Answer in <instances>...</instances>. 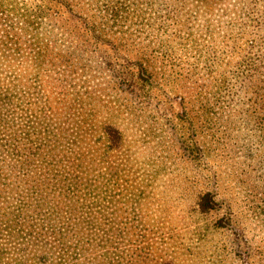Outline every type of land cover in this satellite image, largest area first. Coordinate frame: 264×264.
<instances>
[{
    "label": "trees",
    "instance_id": "trees-1",
    "mask_svg": "<svg viewBox=\"0 0 264 264\" xmlns=\"http://www.w3.org/2000/svg\"><path fill=\"white\" fill-rule=\"evenodd\" d=\"M0 18L15 21L27 34H34L37 21L57 20L60 29L77 41L83 36L106 48H140L138 57L123 56L118 63L103 56L115 91L111 112L97 124L87 110L89 102L80 101L77 108L75 97L67 102L61 121L35 113L38 123L32 119V108L13 94L0 97V114L8 105L19 118L21 135L15 136L17 146L9 152L24 179L22 184L11 179L0 165V264H71V249L83 255V261L96 252L97 264H145L146 255L127 235L134 216L128 221L120 218L113 192L102 196L90 190L83 164L64 150L65 131L85 124L87 130L98 132L106 153L120 148L123 114L155 107V90L171 75V70L156 66L149 54L169 57L170 48H190L193 55L204 56L206 47L227 41L236 46L242 32L252 38L238 66L228 74L210 65L189 70L188 79L201 80L198 90L188 106L184 100L179 103L176 124H161L180 143L175 151L180 160L177 173L168 182L166 166L160 167L141 192L159 206L162 218L172 223L180 217L194 224L198 248L213 231L225 232L237 247L250 242L246 233L254 230L250 217L255 213L264 217V207L250 198L259 182L264 184V0H0ZM254 27L256 36L250 29ZM23 50L0 48V59H14ZM32 51L37 69L53 58L40 48ZM1 121L0 136L4 133ZM22 145L27 151L20 153ZM5 146L0 137V152L6 151ZM34 167L44 174L37 188L25 180ZM30 188L38 195L33 205L21 201L15 208L3 206L13 193L23 194ZM172 189H178L176 195L168 194ZM130 197L134 200L136 193ZM48 199H54L55 205L46 211L43 206L50 202H43ZM91 199L106 203L93 205ZM62 211L66 220L57 221ZM213 213L217 218L209 219ZM233 224L242 227L234 230ZM38 226L49 229L55 240L44 238V229ZM66 239H75L77 245L66 249ZM158 264L177 262L172 257Z\"/></svg>",
    "mask_w": 264,
    "mask_h": 264
},
{
    "label": "rangeland",
    "instance_id": "rangeland-1",
    "mask_svg": "<svg viewBox=\"0 0 264 264\" xmlns=\"http://www.w3.org/2000/svg\"><path fill=\"white\" fill-rule=\"evenodd\" d=\"M0 18V48H24V52L16 58L9 60L0 59V97L13 94L15 98L26 107L32 108V119L38 123L35 113L42 118L61 121L64 109L68 101L74 97L77 108L80 101L89 102L87 110L92 113L93 123L97 124L105 118L114 101V89L112 77L104 68L103 56L118 63L123 56L138 57L140 48H106L103 45H95L87 42L81 36L77 41L74 35L60 29L57 20H43L40 24L33 25L37 30L34 34H27L20 30V25L15 21H4ZM7 22V23H6ZM18 28V29H17ZM256 36V27L250 28ZM21 31V32H20ZM2 32H6L2 34ZM7 34V36H6ZM251 35L237 36V44L233 46L231 41L217 47L203 48L204 56L193 55L190 48H170V56H161L157 53L149 54L156 66L171 70L169 78L162 80L161 85L155 90L153 105L147 111L138 110L133 114L124 113L120 121V129L123 132V144L106 153L103 142L98 141V132L87 130L85 124H79L72 131H65L64 150L74 162L82 163V169L88 172L90 190L95 195L112 193L116 207L119 209L120 218L127 221L134 216L129 223L127 235L132 238L133 245L138 247V252L146 255L145 264H158L169 258H176L177 264H264V217L258 213L250 217L254 230L247 233L250 242L247 245L237 247L224 236L225 232L213 231L208 235L207 241L199 248L194 235V224L180 217L171 223L159 215L158 205L147 201L141 190L145 189L148 182L155 178L156 171L166 166L168 182L177 173L175 166L180 160L175 155L180 143L161 124L165 121L176 124L175 118L180 110L179 103L184 100V105L190 104L192 95L198 90L201 80L196 76L188 79L192 66L204 68L212 66L217 72L228 74L238 66L247 49V43ZM86 46L82 56L80 48ZM40 48L50 54L43 65L37 69L33 49ZM159 49V48H151ZM161 49V48H160ZM2 64V65H1ZM10 65L11 67H6ZM13 98V97H11ZM69 99V100H68ZM15 100V99H14ZM181 111V110H180ZM1 124L4 133L1 138L5 140V152H0V165L3 172L11 174V179H17L22 184V174L19 171V163L9 150L17 146L15 136L21 135L19 118L8 105L1 109ZM22 141H20L21 143ZM19 143V144H20ZM27 148L21 146V151ZM25 177L32 186L42 184V173L37 167L29 170ZM160 177V176H159ZM253 178L256 179L255 176ZM252 191L250 198L254 203L264 207V184ZM15 186V184H13ZM98 191H95L94 189ZM21 190V188L19 187ZM169 195H176L178 189L168 190ZM136 193L134 200L130 193ZM13 193L3 203V206L15 208L21 201L35 203L33 189ZM250 191L248 192V194ZM15 196V197H14ZM93 200V205L100 202L105 205L106 200ZM44 210L54 208L55 200L48 199L43 203ZM2 207H0L1 210ZM117 211V210H116ZM223 212L220 211L219 215ZM66 212L62 211L57 221L66 220ZM217 218L213 213L209 219ZM77 219L74 223H77ZM204 222H201V225ZM46 226V225H44ZM235 230L239 225H230ZM204 227V226H203ZM43 231L42 226H38ZM47 228V227H46ZM57 232L58 226L54 225ZM44 238L54 241L50 236V230L44 229ZM177 234V237L174 235ZM81 239L78 242L82 246ZM77 245L76 240L66 239V249L71 245ZM202 250V251H201ZM77 256L69 251L71 264H97L96 252H92L85 261L83 255L76 252Z\"/></svg>",
    "mask_w": 264,
    "mask_h": 264
}]
</instances>
